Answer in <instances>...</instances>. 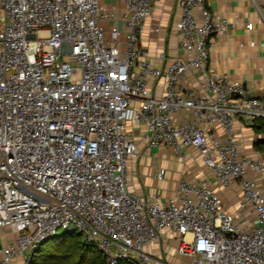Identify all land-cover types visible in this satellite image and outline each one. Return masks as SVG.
I'll list each match as a JSON object with an SVG mask.
<instances>
[{"label": "built area", "instance_id": "1", "mask_svg": "<svg viewBox=\"0 0 264 264\" xmlns=\"http://www.w3.org/2000/svg\"><path fill=\"white\" fill-rule=\"evenodd\" d=\"M157 1L0 0V264H27L43 239L73 227L110 263L152 264L144 246L168 228L188 264H264V193L254 176L264 174V156L241 155L235 132L238 115L264 118V99L210 69L182 83L208 64L213 30L234 22L216 20L209 0H175L186 54L157 66L138 38ZM127 124L148 149L181 158L187 146L198 150L213 182L238 185L235 209L208 175L179 178L167 198L130 190L138 143Z\"/></svg>", "mask_w": 264, "mask_h": 264}, {"label": "crops", "instance_id": "2", "mask_svg": "<svg viewBox=\"0 0 264 264\" xmlns=\"http://www.w3.org/2000/svg\"><path fill=\"white\" fill-rule=\"evenodd\" d=\"M106 1L113 4L114 0ZM209 4L216 20L225 17L233 21L234 25L229 23L221 33L213 30L208 64L190 71L188 79L182 80V83L194 84L199 73L210 69L240 79L245 83L249 93L262 98L264 95V0H209ZM153 6L151 13L143 20L142 30L138 35L139 49L148 61L163 66L171 57L186 54L179 47L180 37L175 24L180 10L175 0H159ZM248 20L252 21L251 28L245 26ZM163 82V77H159L155 82L156 94L163 92ZM251 121L241 115L235 119L240 153L264 156V150L253 146V139L261 136V133L253 130ZM127 127L131 131L137 129L131 124H127ZM143 143L145 144L144 138ZM138 145L139 143L137 148ZM163 148L168 154L166 157L161 155L158 160L155 159V162L152 158H147V162H143L145 156H150L152 152L146 151L151 150L147 147L139 154L129 157L126 184L130 190L136 193L158 192L161 198H167L175 191L179 178L197 179L208 175L213 182L210 171L198 150L187 146L185 156L181 158L169 147L163 146ZM158 166L164 167L165 172L161 177L157 176ZM250 174H254L253 171H250ZM254 176L264 193V174L255 173ZM213 185L223 200V206L233 211L238 200V185L235 183L231 188H223L220 183L215 182ZM160 232L158 238L144 246L150 255L151 263L188 264V256L178 253L176 248L178 232L168 228H162ZM19 259L17 257L9 264H17Z\"/></svg>", "mask_w": 264, "mask_h": 264}, {"label": "trees", "instance_id": "3", "mask_svg": "<svg viewBox=\"0 0 264 264\" xmlns=\"http://www.w3.org/2000/svg\"><path fill=\"white\" fill-rule=\"evenodd\" d=\"M250 124L255 132L261 133L253 139V146L264 150V118H254ZM31 253L27 264H136L133 258L124 256L108 262L96 242L86 240L75 227L58 229Z\"/></svg>", "mask_w": 264, "mask_h": 264}, {"label": "rangeland", "instance_id": "4", "mask_svg": "<svg viewBox=\"0 0 264 264\" xmlns=\"http://www.w3.org/2000/svg\"><path fill=\"white\" fill-rule=\"evenodd\" d=\"M130 136H132L138 143V147L136 149V154H139L140 151H143V149L145 150L146 145L143 143V138L140 135V130L135 129L134 131L130 132ZM139 149V150H138ZM146 151H152L149 155L150 156H145V158L143 159V162H147V158H152L153 161L155 162V159H159V157L162 155L163 157H166V155L168 154V151L164 150L163 146H155L152 147L151 150H146ZM152 161V162H153ZM164 168L162 166H158V169ZM165 172V171H164ZM84 237V236H83ZM85 238V237H84ZM86 239V238H85ZM1 240V239H0ZM87 240V239H86ZM31 253V252H30ZM32 254V253H31Z\"/></svg>", "mask_w": 264, "mask_h": 264}, {"label": "water", "instance_id": "5", "mask_svg": "<svg viewBox=\"0 0 264 264\" xmlns=\"http://www.w3.org/2000/svg\"><path fill=\"white\" fill-rule=\"evenodd\" d=\"M233 94H236V92H233Z\"/></svg>", "mask_w": 264, "mask_h": 264}]
</instances>
